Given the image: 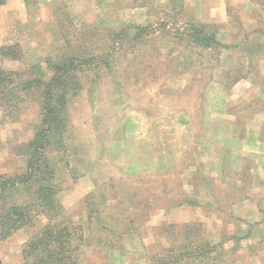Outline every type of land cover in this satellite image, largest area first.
Here are the masks:
<instances>
[{
	"label": "rangeland",
	"instance_id": "374dc122",
	"mask_svg": "<svg viewBox=\"0 0 264 264\" xmlns=\"http://www.w3.org/2000/svg\"><path fill=\"white\" fill-rule=\"evenodd\" d=\"M189 23L221 47L190 42ZM6 45L22 57L2 67L40 66L43 77L65 54L110 62L81 75L66 150L52 155L54 221L82 226L76 264H151L186 241L215 247L182 264H264V0H6ZM38 119L32 99L15 120L0 110V174L22 171ZM46 222L1 241V263L23 264Z\"/></svg>",
	"mask_w": 264,
	"mask_h": 264
},
{
	"label": "trees",
	"instance_id": "16d2710c",
	"mask_svg": "<svg viewBox=\"0 0 264 264\" xmlns=\"http://www.w3.org/2000/svg\"><path fill=\"white\" fill-rule=\"evenodd\" d=\"M5 1L0 0V5ZM134 28L138 34L144 33L143 29ZM184 34L203 49L221 47L215 33L204 24L189 23ZM0 57L18 60L22 56L15 45H6L0 47ZM45 63L48 77H43L40 66L16 71L0 65L3 118L15 120L18 109L27 99L37 103L39 115L32 136L21 146L25 155L22 171L14 175L0 174V242L43 215L47 222L21 250L23 264H76L77 250L83 241L82 226L67 218L54 221L63 213V207L57 198L60 187L52 155L66 150L63 136L68 126V97L81 89V75L98 67L109 68L110 62L102 55L65 54ZM188 245L186 241L178 248L164 249L162 254L152 256L151 264L208 259L215 247L205 242L188 250Z\"/></svg>",
	"mask_w": 264,
	"mask_h": 264
},
{
	"label": "crops",
	"instance_id": "0c3cea01",
	"mask_svg": "<svg viewBox=\"0 0 264 264\" xmlns=\"http://www.w3.org/2000/svg\"><path fill=\"white\" fill-rule=\"evenodd\" d=\"M263 220H264V218H262ZM262 219H260V220H262Z\"/></svg>",
	"mask_w": 264,
	"mask_h": 264
}]
</instances>
